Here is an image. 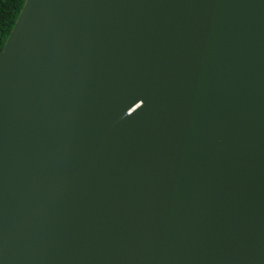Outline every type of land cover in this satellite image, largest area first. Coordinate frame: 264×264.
<instances>
[{
	"label": "water",
	"instance_id": "obj_1",
	"mask_svg": "<svg viewBox=\"0 0 264 264\" xmlns=\"http://www.w3.org/2000/svg\"><path fill=\"white\" fill-rule=\"evenodd\" d=\"M0 264H264V0H23Z\"/></svg>",
	"mask_w": 264,
	"mask_h": 264
},
{
	"label": "trees",
	"instance_id": "obj_2",
	"mask_svg": "<svg viewBox=\"0 0 264 264\" xmlns=\"http://www.w3.org/2000/svg\"><path fill=\"white\" fill-rule=\"evenodd\" d=\"M23 0H0V47H2Z\"/></svg>",
	"mask_w": 264,
	"mask_h": 264
}]
</instances>
